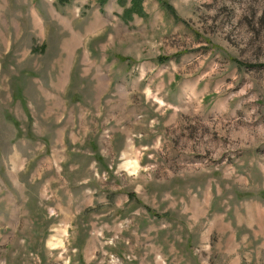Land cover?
<instances>
[{
	"label": "rangeland",
	"instance_id": "rangeland-1",
	"mask_svg": "<svg viewBox=\"0 0 264 264\" xmlns=\"http://www.w3.org/2000/svg\"><path fill=\"white\" fill-rule=\"evenodd\" d=\"M0 264H264V0H0Z\"/></svg>",
	"mask_w": 264,
	"mask_h": 264
},
{
	"label": "trees",
	"instance_id": "trees-1",
	"mask_svg": "<svg viewBox=\"0 0 264 264\" xmlns=\"http://www.w3.org/2000/svg\"><path fill=\"white\" fill-rule=\"evenodd\" d=\"M58 1V3H60V2H62V1H64V0H57Z\"/></svg>",
	"mask_w": 264,
	"mask_h": 264
}]
</instances>
